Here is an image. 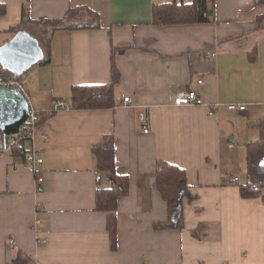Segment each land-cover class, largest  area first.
Wrapping results in <instances>:
<instances>
[{"label":"crops","instance_id":"0c3cea01","mask_svg":"<svg viewBox=\"0 0 264 264\" xmlns=\"http://www.w3.org/2000/svg\"><path fill=\"white\" fill-rule=\"evenodd\" d=\"M172 1L192 2L0 0V47L13 28L33 34L37 22L70 10L72 23L93 14L99 25L51 33L49 63L21 80L31 106L52 115L42 126L48 141L34 145L42 158L36 174L19 155L0 157V264H264V204L239 194L246 146L259 140L264 120V29L255 22L264 8L257 0H211V23L154 25L153 4ZM23 6L29 21L21 24ZM112 52L120 74L114 107L70 109L72 86L110 82ZM188 88L206 105L174 106L176 92ZM56 100L69 109L51 112ZM104 135L115 141L116 173L129 180L117 201L115 251L109 213L95 201L97 188L111 186L93 153ZM159 161L183 169L195 196L181 204L182 229H155L168 217L155 185ZM37 206L40 236L31 229Z\"/></svg>","mask_w":264,"mask_h":264},{"label":"trees","instance_id":"16d2710c","mask_svg":"<svg viewBox=\"0 0 264 264\" xmlns=\"http://www.w3.org/2000/svg\"><path fill=\"white\" fill-rule=\"evenodd\" d=\"M264 8V0H257ZM211 0H192L191 3L153 4L152 23L156 26L207 24L213 22L214 13L210 7ZM69 11L63 19L43 20L37 22L38 31L32 34L42 50L43 59L38 64H47L50 60L49 40L51 33L60 29L80 30L97 29V15H90L88 19H79V23L71 22ZM5 14V7L0 5V16ZM28 9L23 6L22 22H27ZM257 28L264 29V13L255 17ZM43 26V27H41ZM21 27L13 28L15 33L20 32ZM252 59V58H250ZM111 80L107 84L77 85L70 89V109L73 110H106L114 107V92L120 81L119 70L116 67L113 52L111 54ZM3 76L7 80L23 79V75L15 77L11 72L3 70ZM52 114L40 113L38 127L42 129L46 120ZM260 138L258 141L246 146V174L244 183L239 185V194L242 199L260 198L264 204V120L259 123ZM93 153L97 161L99 174L107 176L111 180L109 188H97L96 210L109 213L106 220V229L109 234L111 250L117 249V218L116 209L119 197L125 196L129 190L127 176H121L115 169V141L112 135H104L93 147ZM155 185L167 205V221L155 224V229H182L181 204L184 199L191 203L195 196L189 191L186 173L176 165L159 161L155 168ZM197 237L196 232H192Z\"/></svg>","mask_w":264,"mask_h":264},{"label":"built area","instance_id":"2783aa9c","mask_svg":"<svg viewBox=\"0 0 264 264\" xmlns=\"http://www.w3.org/2000/svg\"><path fill=\"white\" fill-rule=\"evenodd\" d=\"M209 55V54H208ZM210 56H213L210 54ZM202 80H198L197 84L201 85ZM0 88L10 89L21 94L29 106V113L26 121L19 127L16 134H5L0 130V157L8 154H16L21 156L29 170L36 174V167L42 163V158L38 156L37 150L34 149V145L40 140L45 143L48 141V136L44 133L42 129L38 127L40 121V112L36 111L26 95L25 88L21 81L19 80H7L3 76V69L0 66ZM123 105L129 104V97H122ZM176 107H190V106H205V101L202 97L193 89L188 88L185 90H179L176 92L173 103ZM218 104L210 105L208 110L209 116H214ZM226 108L230 111H244L245 106L243 105H234L229 104ZM69 108L65 107L61 101H54L51 106V112H56L59 110H68ZM144 133H148V128L143 129ZM42 178L37 176V183L42 182ZM233 181H237L236 178ZM36 216L32 222L31 229L37 235L40 236L43 234L42 229V220L39 217L42 208L36 207ZM40 244L45 243L43 237L38 238Z\"/></svg>","mask_w":264,"mask_h":264},{"label":"water","instance_id":"95a60500","mask_svg":"<svg viewBox=\"0 0 264 264\" xmlns=\"http://www.w3.org/2000/svg\"><path fill=\"white\" fill-rule=\"evenodd\" d=\"M39 42L27 33L20 31L0 47V66L15 77L23 75L43 59ZM29 106L18 92L0 88V130L5 134H16L26 121ZM264 165V159L262 160Z\"/></svg>","mask_w":264,"mask_h":264},{"label":"rangeland","instance_id":"374dc122","mask_svg":"<svg viewBox=\"0 0 264 264\" xmlns=\"http://www.w3.org/2000/svg\"><path fill=\"white\" fill-rule=\"evenodd\" d=\"M26 30L29 31L30 29H28V28L25 29V32H27ZM29 33H31V31H29ZM29 33L27 32L28 35H29ZM29 36H30V35H29ZM34 66H35V65H34ZM34 66H33V67H34ZM28 71H29V70H28ZM26 73H27V72H26ZM26 73H24L23 76H26ZM244 174H245V172L243 173V176H244ZM243 176H242L241 178H243Z\"/></svg>","mask_w":264,"mask_h":264}]
</instances>
